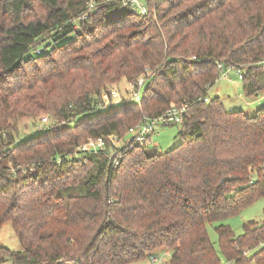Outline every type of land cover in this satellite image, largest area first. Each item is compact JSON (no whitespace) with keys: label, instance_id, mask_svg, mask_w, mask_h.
<instances>
[{"label":"trees","instance_id":"trees-1","mask_svg":"<svg viewBox=\"0 0 264 264\" xmlns=\"http://www.w3.org/2000/svg\"><path fill=\"white\" fill-rule=\"evenodd\" d=\"M89 1L0 0V227L21 247L0 245V263L130 264L163 248L157 264H221L206 224L264 195V105L249 116L208 91L217 63L240 70L246 97L264 90V0H143L145 13L95 0L80 18ZM145 68L139 101L98 103ZM183 104L178 145L147 152L151 136L128 134ZM42 112L52 123L13 139ZM111 133L124 140L115 167L108 149L76 153ZM242 229L215 225L220 253L264 264V218Z\"/></svg>","mask_w":264,"mask_h":264},{"label":"rangeland","instance_id":"rangeland-1","mask_svg":"<svg viewBox=\"0 0 264 264\" xmlns=\"http://www.w3.org/2000/svg\"><path fill=\"white\" fill-rule=\"evenodd\" d=\"M42 9L43 8L39 6V4H37L35 8H33L30 11H27L25 13V16L31 18L35 14L41 13ZM134 78L133 80L131 79L127 81L124 77H122L120 78L119 83L115 82L108 85L109 87L108 89H110V95L108 92L101 93L98 103H100L101 105H108L110 103L120 102L122 99L128 96V92L126 91V89L129 87L128 82L134 81L135 80ZM208 96L210 98L218 97L222 101L226 109L228 110H242L246 115L249 116L254 115L256 110L264 105V90L261 91L257 96L246 97L243 92L242 81L238 77V73L236 72V70H230L226 77H219L216 80V82L210 87L208 91ZM42 113L35 117L24 116L18 118L15 123L16 129L11 130L13 139L14 140L22 139L25 136L30 135L36 129L50 124L51 120H54V118H52L50 114L44 112ZM43 115L49 116L50 118L49 122L47 123L41 122V117ZM118 115H121V112H117L116 116ZM180 127L181 125L178 123H168L164 125H158L154 133L151 134L152 136L151 142L147 144L146 151L147 152L161 151L178 145L180 143V137L178 135V131ZM78 132L82 133L79 130ZM116 137L120 138L117 135ZM123 138L127 139L129 138V135L126 134L125 137ZM123 141L124 140L122 139L120 140L119 143L117 142L118 145H122ZM137 155L139 156L141 154L137 153ZM263 208H264V195L258 197L250 204H247L246 206L242 207L237 213L230 215L226 218H223L221 220L206 224L208 236L210 240L213 242L219 255L221 256V264H234V262L226 261L222 256V254L220 253L218 247V241H217L218 235L215 230V225H217L218 223L229 224L230 228L233 230L235 234H240L243 231L242 224L244 221L251 219L257 222L262 221V219L264 218ZM0 245H3L4 247L10 249L11 251H17L21 249L20 243L15 233L12 230L10 222H5L0 227ZM161 251H163V248L156 249L154 253L156 255H159V252ZM162 259L164 260V262H166L168 256H162ZM0 264H11V260L6 259ZM130 264H157V262H152L147 256L141 260L134 261ZM248 264H254V263L249 262Z\"/></svg>","mask_w":264,"mask_h":264},{"label":"built area","instance_id":"built-area-1","mask_svg":"<svg viewBox=\"0 0 264 264\" xmlns=\"http://www.w3.org/2000/svg\"><path fill=\"white\" fill-rule=\"evenodd\" d=\"M123 5L131 8V10L136 11L138 13H145L147 11V5L146 2L143 0H120ZM96 1L90 0L88 5V10H83L82 14L80 15V18H86L87 15L92 12L93 7L95 6ZM217 67L219 69V77H226L228 75V72L230 70H236L238 73V77L241 78V72L239 69H236L232 65H223L222 63H217ZM148 68H145L144 72L139 74L134 81L128 82L129 87L126 89L128 92L127 98L139 101L141 96V89L142 86L147 79V77L150 75V70H147ZM203 100H207V97H204ZM187 108L186 105H171L164 113L155 116V117H149V116H143L141 121L137 124H134L132 126H129L127 129V132L129 135L133 137L134 142H144L147 137L151 136V134L154 133L156 127L158 125H164L168 123H178L180 124L183 120L184 115L186 114ZM50 118L48 115H43L41 117V122H49ZM53 120H51L52 123ZM122 140V138L116 137L115 134H108L106 137H103L102 135L97 137H88L83 143L76 146V153L77 152H90V151H98V150H109L110 156L114 157L116 153V148L122 146L118 145V143ZM107 141L109 144L107 145ZM118 142V143H117ZM124 143V141H123ZM119 163L118 158L114 157L112 164L115 167ZM170 251L168 249H164L163 251L159 252V255H156L154 252L150 253L148 255V258L152 262L157 263H163L164 260L162 259V256H169Z\"/></svg>","mask_w":264,"mask_h":264},{"label":"crops","instance_id":"crops-1","mask_svg":"<svg viewBox=\"0 0 264 264\" xmlns=\"http://www.w3.org/2000/svg\"><path fill=\"white\" fill-rule=\"evenodd\" d=\"M152 137V136H151ZM162 151V150H161Z\"/></svg>","mask_w":264,"mask_h":264}]
</instances>
